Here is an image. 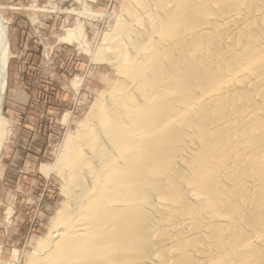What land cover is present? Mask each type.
Returning <instances> with one entry per match:
<instances>
[{
  "label": "bare ground",
  "instance_id": "obj_1",
  "mask_svg": "<svg viewBox=\"0 0 264 264\" xmlns=\"http://www.w3.org/2000/svg\"><path fill=\"white\" fill-rule=\"evenodd\" d=\"M129 2L37 263L264 264V0ZM8 35L0 14V154Z\"/></svg>",
  "mask_w": 264,
  "mask_h": 264
},
{
  "label": "rangeland",
  "instance_id": "obj_2",
  "mask_svg": "<svg viewBox=\"0 0 264 264\" xmlns=\"http://www.w3.org/2000/svg\"><path fill=\"white\" fill-rule=\"evenodd\" d=\"M129 3L0 0L10 42L2 109L8 133L0 154V264H38V244L68 208L70 177L57 163L71 154L66 140L75 138L115 79L113 69L95 57L116 38Z\"/></svg>",
  "mask_w": 264,
  "mask_h": 264
}]
</instances>
